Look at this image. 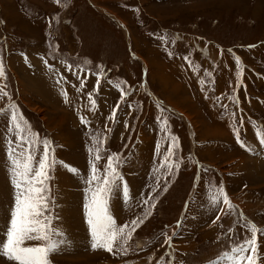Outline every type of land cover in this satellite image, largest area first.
Returning a JSON list of instances; mask_svg holds the SVG:
<instances>
[{
	"label": "rangeland",
	"instance_id": "rangeland-1",
	"mask_svg": "<svg viewBox=\"0 0 264 264\" xmlns=\"http://www.w3.org/2000/svg\"><path fill=\"white\" fill-rule=\"evenodd\" d=\"M0 57V90L8 94H0V127L7 129L3 137L0 128V241L17 194L12 201L8 144L23 135L54 139L50 215L62 246L51 264H234V250L254 226L264 258V180L251 184L244 174L255 163L264 167V0H0ZM44 72L52 73L58 94L68 90L70 110L59 111L62 98L57 102L47 89ZM213 100L218 127H209L214 121L201 110ZM13 112L24 133L14 135ZM84 113L90 128L77 124ZM208 129L225 135L229 146L215 149L221 140L206 136ZM42 151V143L33 147L37 160ZM109 158L127 191L120 186L110 194L117 227L128 225L112 252L92 247L86 207L92 165L102 182ZM132 161L138 168L127 171ZM68 165L85 176L70 174Z\"/></svg>",
	"mask_w": 264,
	"mask_h": 264
},
{
	"label": "snow or ice",
	"instance_id": "snow-or-ice-1",
	"mask_svg": "<svg viewBox=\"0 0 264 264\" xmlns=\"http://www.w3.org/2000/svg\"><path fill=\"white\" fill-rule=\"evenodd\" d=\"M3 76L4 65L2 57H0V77ZM0 94L8 95L2 90H0ZM92 103L94 105L95 101L93 100ZM116 111H118V107L112 113L113 118ZM11 120L17 132H25V128L21 126L20 122L22 117L18 118L17 114L13 112ZM82 122H84L83 118ZM262 135H264V131H262ZM10 143L15 145L9 153V161L12 183L17 194L14 198V207L10 213V224L5 233L6 239L0 241V255L15 262V264H51L50 257L58 252L62 246V241L56 239L62 233L52 223L56 218L50 215L52 211L50 206V169L52 164H55V160L50 162L51 142L48 140L40 142L35 139L28 140L21 135L20 144L16 145L15 141ZM41 143L43 151L41 158L37 160L36 156L33 155V147L38 148ZM93 143H96L95 138H93ZM172 147L173 144H170L169 149ZM171 154L169 151V155ZM116 155L118 157V154ZM95 159L99 160L101 157L97 155ZM71 171L73 174L78 173L75 168H72ZM99 172L100 169L93 164L92 178L86 180L89 186V202L86 206L87 224L90 228L92 247L94 249L104 248L112 252L117 236L123 235L128 225L117 227L115 219L109 212L110 194L116 187L120 186L125 188V195H127V191L125 185L118 183L122 178L113 165V158L108 159L102 182L100 176L97 175ZM218 196L223 197V202L228 204L229 208L232 207L223 189L220 190ZM218 196L213 197L214 202H218ZM143 203L147 205L148 200H144ZM132 224V231L128 233L129 239L132 232L136 230V221H132ZM250 231L251 237L234 250L236 255L231 258L234 264H244L245 261L246 264H264V258H262L258 247L255 226ZM27 241H42L46 242V245L26 246Z\"/></svg>",
	"mask_w": 264,
	"mask_h": 264
},
{
	"label": "crops",
	"instance_id": "crops-1",
	"mask_svg": "<svg viewBox=\"0 0 264 264\" xmlns=\"http://www.w3.org/2000/svg\"><path fill=\"white\" fill-rule=\"evenodd\" d=\"M77 34H78V32H77ZM215 56V58H216V55H214ZM52 67H53V65H51L50 67H47L46 66V68L47 69H52ZM66 70L69 72V73H71V72H73V68H72V66H70V64H67L66 65ZM41 71V70H40ZM42 72V71H41ZM220 73H221V71L219 72V74L218 75H220ZM37 74V73H36ZM44 74V77H42V79L43 80H45L46 81V83H47V85H48V87H47V89L48 90H50V92L52 93V95L54 96V99H56L57 100V102H58V98H62V100H61V102H60V104H59V106H60V108H59V111L60 112H65V111H68V110H70L69 109V107L71 106L70 104H71V100L69 99V96H68V90L67 89H65V90H67V91H63L62 89H60V92H59V94H58V90L56 89V87H55V82H54V78L53 77H51V75H52V73L51 74H49V73H47V72H44L43 73ZM65 74V73H64ZM63 73H59L58 74V76L60 77V78H62V79H66V75H64ZM218 75H217V85H216V87H218V89L219 90H221L222 88L219 86V80H220V78L218 77ZM36 76L37 75H35V78H36ZM77 77L78 78H80V79H85L86 81L87 80H89V78H90V75L87 73V72H83V71H78L77 72ZM34 78V77H33ZM201 78V77H200ZM60 80V79H59ZM183 80V79H182ZM162 81L163 82H165L166 80L164 79V78H162ZM32 83V82H31ZM85 83V82H84ZM201 83V82H200ZM186 85V84H185ZM201 86H202V83H201ZM174 87L176 88L177 86H175L174 85ZM201 89L202 90H207V88H202L201 87ZM210 89V91H213L212 89L213 88H209ZM70 90H71V88H70ZM219 90H216V92H218ZM61 91H62V95H61ZM176 92L178 93V95L181 93V89L179 88V89H177L176 90ZM122 93V92H121ZM177 93H175V94H177ZM219 94V93H218ZM67 96H68V99H67ZM120 98V97H119ZM56 102V103H57ZM213 102H214V100L211 102V104H212V108H210L209 109V107H207L208 106V104L207 103H205L206 104V106H202L203 108L201 109L202 110V115H205V116H207L206 117V121L208 122V121H210V122H213L214 121V123H210V124H212V125H209L210 127L211 126H214V127H218V125H219V123L217 122L219 119L216 117V116H218V113H217V111H216V109L214 108V106H213ZM75 103V100H72V104H74ZM178 104V103H177ZM194 108H195V106H194ZM101 112H102V109H100V107L98 108ZM195 110H196V108H195ZM93 111H95V109L93 110ZM59 112V114H61ZM195 112V111H194ZM59 114H56L55 115V117H56V120H61V118H62V116L64 115V116H66L67 117V122H68V119L70 118L69 116L71 115V114H62V116H61V118H60V115ZM75 114V113H74ZM183 115L184 116H187V115H185L184 113H183ZM196 115V114H195ZM198 115V114H197ZM94 116L95 117H97L98 118V115L96 116L95 114H94ZM199 116V115H198ZM87 117H89V116H87ZM86 116H85V113L83 114V121L84 122H82V119H80L79 120V122L77 123V121L75 120V123H77L80 127H82L83 125L85 126V127H91V126H87V124L89 123V124H91V125H93L94 123H92L91 121H90V118L88 119ZM187 117H189V116H187ZM190 118V117H189ZM69 120H72L71 118L69 119ZM97 120V119H96ZM2 121V119L0 120V122ZM88 122V123H87ZM189 124V126L190 127H194V128H197L198 127V125L197 124H195V121H193L192 119H191V122L190 123H188ZM218 124V125H217ZM77 125V126H78ZM1 130H2V135H3V137H4V131L5 130H7L6 128H5V125L3 124L1 127ZM59 129V126L57 125L56 127H55V129ZM201 128H202V126H201ZM82 129V128H81ZM210 131L211 130H209V135H208V137L211 139H215V140H218V139H220L221 141V143H220V146H218V145H215V149H225L227 146H229L228 145V143L226 144V142H228V138H225L223 135H219V136H216V137H211V135H210ZM48 132V131H47ZM58 132V131H57ZM14 133V135H18L19 134V132H17V131H14L13 132ZM215 133V132H214ZM60 134V133H59ZM61 135V134H60ZM60 135H58V136H60ZM203 135H204V133H203ZM202 136V135H201ZM57 137V136H56ZM52 139L53 138H51V140H50V142H52ZM54 140V139H53ZM58 140V139H57ZM205 141H206V138H205ZM60 142V139L58 140V143ZM20 143V141H18V142H15V144L16 145H18ZM217 143V142H216ZM216 143H213V144H216ZM60 144V143H59ZM4 145H5V140H4V142H3V149H4ZM13 146H15V145H9L8 144V149H11ZM65 147H68L67 149H72V148H69V146L68 145H64ZM89 146V145H88ZM90 146H92V143H90ZM64 147V148H65ZM210 149H213V148H210ZM144 150H146V149H144ZM259 160H263V159H259ZM259 160H257V162L258 163H263V162H261V161H259ZM134 163L135 162H131V164L130 165H128L127 166V171L128 170H134V169H137V168H134L133 167V165H134ZM56 164V163H55ZM255 165H257V167H255V171H253L252 172V174H253V176H252V174H251V171H246V172H244V174L246 175V177L245 178H247L248 180L247 181H249L250 180V182H251V184H255V185H259L260 184V182H261V179H263L264 180V177L262 178L261 176H260V173H261V169H263V168H260L261 166L260 165H258L257 163H255ZM260 166V167H259ZM70 170L72 169V168H75V165H73V166H70V165H68L67 166ZM6 169H11V167L10 168H6ZM54 169H55V166H54ZM76 169V168H75ZM66 171H69V170H66ZM243 173V172H242ZM70 174H72V175H74L73 174V172H71ZM263 174V173H262ZM75 175H79V176H81L82 177V175H84L85 176V174H75ZM256 175V176H255ZM8 178V177H7ZM253 178L254 179H256L257 181V183H255L254 182V180H253ZM261 178V179H260ZM10 178H8V180H7V182H8V184H9V187H10V195H11V198H12V201H13V197H14V187H13V184H12V181L10 182ZM255 187V186H254ZM118 188V187H117ZM259 188V187H258ZM118 190H120L119 188H118ZM56 192H57V188H56ZM57 195V194H56ZM12 210V209H11ZM114 210H115V212H116V216L121 220V215H122V212H121V208L118 206V204H116V205H114ZM55 221H53V224H55L54 223ZM55 226H57V223L55 224ZM1 232V231H0ZM0 264H14L13 262H11V261H9V260H0Z\"/></svg>",
	"mask_w": 264,
	"mask_h": 264
},
{
	"label": "bare ground",
	"instance_id": "bare-ground-1",
	"mask_svg": "<svg viewBox=\"0 0 264 264\" xmlns=\"http://www.w3.org/2000/svg\"><path fill=\"white\" fill-rule=\"evenodd\" d=\"M34 81V80H33ZM39 87V86H38ZM39 89H41V88H39ZM186 111V110H185ZM185 117V120L188 122V123H190L191 122V119L189 118V117H187V116H184ZM195 121V120H194ZM200 122V121H199ZM195 124H197L198 125V123L197 122H195ZM205 124V123H204ZM202 126V125H201ZM207 127V126H206ZM210 127V126H209ZM204 128V127H203ZM208 128V127H207ZM206 128V129H207ZM208 131H209V129H208ZM208 131H206L207 133H206V136H208L209 135V132ZM221 133L219 132V134H218V132L217 133H214V132H211L210 131V135H211V137H216V136H219ZM223 134V133H222ZM204 137H205V135H204ZM79 240H80V238H79ZM82 243V242H81ZM81 243H79V245L81 244Z\"/></svg>",
	"mask_w": 264,
	"mask_h": 264
}]
</instances>
